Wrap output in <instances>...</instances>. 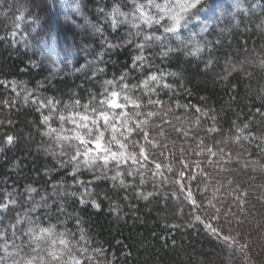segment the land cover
<instances>
[{
    "label": "trees",
    "instance_id": "trees-1",
    "mask_svg": "<svg viewBox=\"0 0 264 264\" xmlns=\"http://www.w3.org/2000/svg\"><path fill=\"white\" fill-rule=\"evenodd\" d=\"M209 1L114 49L104 13L131 0H82L75 23L0 0V244L23 264H264V0L186 57L177 32ZM45 41L62 54L40 59Z\"/></svg>",
    "mask_w": 264,
    "mask_h": 264
},
{
    "label": "rangeland",
    "instance_id": "rangeland-1",
    "mask_svg": "<svg viewBox=\"0 0 264 264\" xmlns=\"http://www.w3.org/2000/svg\"><path fill=\"white\" fill-rule=\"evenodd\" d=\"M203 1L206 0H131L126 10L121 9L118 4H116L111 9L110 13H104L105 18H107L104 24L111 26L114 33L121 32L122 38L124 37V43L117 44L112 40L108 46L114 49L115 47L111 46L113 44H116V47L122 44L123 46H127V44L132 41L131 39L133 36L139 37L141 35L142 28L144 27H150L152 25L166 26L169 23L181 25L185 18L193 11H196L199 4ZM54 7L57 16L68 23H75V17L84 15V3L82 0H55ZM208 7V10H210L209 17H207V15L205 16L206 18L199 17L193 24L189 25V23H187L184 32H177V38L181 40L180 49L186 57L203 60L201 58L210 49L212 43L214 44L208 34L211 25L220 21L224 24V28L222 29L225 31L228 27L237 23L239 13L245 9L242 0H219L216 3L209 1ZM96 32L101 34L100 37L104 43L108 41L109 38L107 39L106 35H103L100 30L97 29ZM120 34H117V36ZM32 46L33 45H30L29 47ZM39 50L40 59H51L53 57H59L62 54V50L59 48L56 41L43 42ZM94 61L95 62L91 64L92 69H94L95 66L97 67V62L96 60ZM112 104H118L116 97ZM116 137L117 133L112 134V139ZM185 171H177L176 181L179 183L177 184L179 187L188 190L193 185L190 184L192 181L191 176H184L183 173ZM211 178L213 177H205L209 183L214 182ZM74 197H77V199L79 198L81 204H88L89 200H91V194H89L88 191L86 192V190L75 194ZM29 233L37 242L47 241L56 236L53 233V229L47 227L33 228L29 230ZM225 236L230 237L232 241L248 252L246 243L237 241L232 235ZM254 261L255 264H257L255 259ZM0 264H23L19 257L17 246L13 245L5 238L0 244Z\"/></svg>",
    "mask_w": 264,
    "mask_h": 264
}]
</instances>
